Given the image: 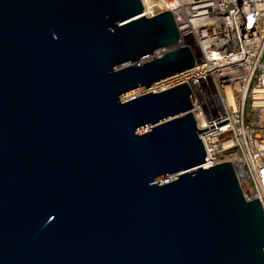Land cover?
Wrapping results in <instances>:
<instances>
[{
    "label": "water",
    "instance_id": "95a60500",
    "mask_svg": "<svg viewBox=\"0 0 264 264\" xmlns=\"http://www.w3.org/2000/svg\"><path fill=\"white\" fill-rule=\"evenodd\" d=\"M175 0H0V264H264L246 167H205ZM164 178H169L162 181Z\"/></svg>",
    "mask_w": 264,
    "mask_h": 264
},
{
    "label": "built area",
    "instance_id": "2783aa9c",
    "mask_svg": "<svg viewBox=\"0 0 264 264\" xmlns=\"http://www.w3.org/2000/svg\"><path fill=\"white\" fill-rule=\"evenodd\" d=\"M173 13L196 53L190 68L159 81H189L207 156L246 167L264 207V0H175ZM157 83V84H158Z\"/></svg>",
    "mask_w": 264,
    "mask_h": 264
},
{
    "label": "rangeland",
    "instance_id": "374dc122",
    "mask_svg": "<svg viewBox=\"0 0 264 264\" xmlns=\"http://www.w3.org/2000/svg\"><path fill=\"white\" fill-rule=\"evenodd\" d=\"M159 86H160L159 83H158V84H157V83L154 84V86H153V90L157 91V90L159 89ZM167 179H169V178H164V179H162V181L167 180Z\"/></svg>",
    "mask_w": 264,
    "mask_h": 264
}]
</instances>
